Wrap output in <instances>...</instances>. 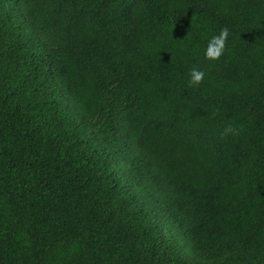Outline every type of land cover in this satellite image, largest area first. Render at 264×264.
I'll use <instances>...</instances> for the list:
<instances>
[{
    "label": "trees",
    "instance_id": "obj_1",
    "mask_svg": "<svg viewBox=\"0 0 264 264\" xmlns=\"http://www.w3.org/2000/svg\"><path fill=\"white\" fill-rule=\"evenodd\" d=\"M0 264H264V0H0Z\"/></svg>",
    "mask_w": 264,
    "mask_h": 264
},
{
    "label": "clouds",
    "instance_id": "obj_2",
    "mask_svg": "<svg viewBox=\"0 0 264 264\" xmlns=\"http://www.w3.org/2000/svg\"><path fill=\"white\" fill-rule=\"evenodd\" d=\"M228 29L222 28L218 35H213L207 44V48L205 50V57L210 60H215L221 56L224 51L225 41L228 37ZM204 77V72L202 70H198L196 68H192L190 70V84H199L202 78ZM230 130V129H229Z\"/></svg>",
    "mask_w": 264,
    "mask_h": 264
}]
</instances>
